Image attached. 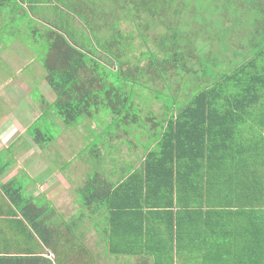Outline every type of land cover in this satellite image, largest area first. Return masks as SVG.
<instances>
[{
    "label": "trees",
    "instance_id": "16d2710c",
    "mask_svg": "<svg viewBox=\"0 0 264 264\" xmlns=\"http://www.w3.org/2000/svg\"><path fill=\"white\" fill-rule=\"evenodd\" d=\"M216 1L220 5H214L215 0H54L55 8L61 6L77 25L89 31L92 46L87 48L80 38L70 44L66 32L60 31L58 22H54L51 39L48 33L47 46L39 55L40 59L45 58L46 80L56 94V100L47 104V108L70 126L83 116L93 120L100 106L105 105L111 110L114 126L125 119L124 125L132 122L141 131L149 132L152 141L139 171L123 175L116 183L91 179L81 193L84 206L98 204L96 209L105 211L108 251L115 219L127 222L131 229L137 219L145 221L148 217L143 208L147 206V194L153 191V184L164 181L168 184V194H172L168 205L172 210L166 213L170 217L168 232L171 238L163 246L160 257L164 264L173 262L172 253L179 252V244L183 242L180 237L184 232L192 237L194 231L190 232V228L198 224H203L206 235L200 248L202 251L207 247H221V233L228 232L232 237L228 257L220 264H264V17L256 28H241L234 18L245 5L250 7L255 1L258 5L264 0ZM112 3L118 4L116 9H111L120 10L119 16L107 8ZM191 3L196 11L191 20L198 28L187 32L184 26L173 25L169 17L182 15L188 9L191 11ZM211 7L213 11L209 12ZM106 12L112 20L101 23ZM257 19L256 24H259L260 18ZM122 20L136 24L139 32L153 30L154 25L163 28L164 32L153 45L159 51H176L161 60L157 52L149 51L150 65H155L160 73L165 66H174L179 73H184L185 81L191 78L193 86L202 85L190 98L185 94L187 97L184 98L188 100L178 111L165 108V122L149 126L134 114L132 97L135 87L140 84L137 81L140 69L136 67L138 72L134 80L130 69H123L129 62L127 49L132 46L119 30ZM221 25L225 33L232 27L234 38L241 37L244 42H238L236 47L222 46L223 52L234 53L232 58L237 63L228 64L224 74L208 82L209 64L197 53L204 46L215 47L213 40L204 36L218 30L216 34L222 40ZM102 29L108 34H101ZM225 39L227 34L222 41ZM188 52L197 55V71L187 66L186 62L192 58V55L185 56ZM96 53L102 54L108 65L95 58ZM206 53L212 55L214 51L207 50ZM123 83L131 86L126 89ZM159 93L152 91L154 98L164 104ZM176 101L172 100L171 105ZM47 113L48 109L42 111L39 121H43ZM248 120L257 124L254 128H246L247 132L250 129L253 133L243 138ZM46 138H51L48 132L36 133L34 141L41 144ZM89 145L95 147L94 142ZM4 171L0 167V175ZM233 182L237 183L236 189H230ZM133 195H138L140 202L125 204L128 196ZM54 213L55 209L49 204H37L26 197L22 186L14 180L0 187V264H94V258L85 246H80L72 227L66 225L67 234H61L60 225L51 221ZM192 218L193 225L189 224ZM142 227L139 225L141 232ZM47 250L54 259L44 256ZM199 258L204 264H215V259H219L205 253ZM154 259L156 261V257Z\"/></svg>",
    "mask_w": 264,
    "mask_h": 264
},
{
    "label": "crops",
    "instance_id": "0c3cea01",
    "mask_svg": "<svg viewBox=\"0 0 264 264\" xmlns=\"http://www.w3.org/2000/svg\"><path fill=\"white\" fill-rule=\"evenodd\" d=\"M51 1L4 0V3L10 8V12H8L10 15H18L19 12H16V10H20V20L23 19V7L28 9V15L22 22V30L29 32L34 39L38 40L39 45L43 40L47 42L48 33L51 39L50 32L55 30L54 22L56 21L53 11L55 5ZM4 14L6 16L5 8L0 4V167L5 169L0 175V187H3L10 180H14L22 186L26 197H33L37 204L52 206L55 213L51 221L60 225L62 235L67 234L68 228L66 225L70 226V224L74 232H76V229L81 230V232L88 231L90 237L93 238L92 241L94 240L95 249L101 248L104 256L103 264H164L160 257L163 255V246L171 238L168 232L170 217L166 213L172 210L171 207H168L172 201V194H168V184L166 182L159 181L153 184V191L148 192L147 206L143 208L148 217L145 221L141 222L137 219L138 221L132 223L133 229H131L127 222H123L118 218L115 219L116 226L112 231V245L109 251L105 211H98L96 209L99 206L98 204L90 207L84 206L81 199L85 184L92 181L91 179L97 178L99 182L116 183L123 175L128 176L135 171H139L145 155L149 151V145L145 147L146 145L135 144L132 140L127 139L126 147L128 151L121 152L119 149L121 144L119 143H116L115 146L110 144L109 148H112L113 151L106 157V144H98L97 146L95 144L93 150L89 151V144L93 140L85 144L80 151L73 150L68 143L70 138L64 135L63 132L61 133L62 130L55 134L48 132L51 135V138H49L51 141L46 138L45 141L43 140L44 144L43 141L38 144L33 138L29 137L28 135L33 127L39 129H36V133L39 135V133H42L41 131H46L50 126H53L47 119L39 121L40 117L32 118L34 107L26 104L28 102L25 98L27 95L36 98V92L40 90L36 85L38 79L46 80L47 76L45 75L43 62L39 60V55H42L41 52L44 49H38L37 54L32 46L23 42L24 39L18 35L21 30L16 28V24L20 22L17 18H13V21L9 23L12 27L10 33V29H7L6 26L8 22L3 20ZM229 33L225 34L228 36ZM229 40L232 42L226 44V46L236 47L231 37ZM19 94L25 97L21 98L18 96ZM20 108L22 109L20 110ZM93 124L98 130L93 127ZM107 124L110 127L114 126L111 120ZM132 124V122L127 123L126 127H132ZM256 124L248 120L244 126L242 137L249 136L246 128H250V126L254 128ZM99 127L101 128V125L99 126L97 122L92 121L89 128L85 129L86 133L84 135L105 134ZM112 128L113 131H116L110 133L111 137L121 136L124 133L128 134L126 131L121 130L117 124ZM147 128L149 129V126ZM131 129L133 135L142 137V141L149 137V132ZM132 131L130 130L131 134ZM189 180L191 181V178ZM191 183L189 184L190 188ZM194 183L196 184V180H194ZM236 185L237 183L233 182L230 189H236ZM71 189L77 194L74 202L77 205L79 204L80 207L86 208V210H81L76 216L65 221L63 217L59 216L62 215L59 209L68 204ZM131 197L132 199H130ZM179 198L182 202V194L179 195ZM139 202L138 195H133L128 196L125 204L137 205ZM65 203V206H60ZM156 204H158V207H155ZM130 211L134 212L135 210H128V212ZM189 224H194L193 218L190 219ZM139 225L143 226L142 232L139 231ZM203 230V224H198L190 228V232L194 231L192 237L184 232V236L180 237L183 238V242L179 244V252L173 251V262L169 264H204L199 258V255L203 253L208 257H218L219 259H215V264H220L223 259L228 257V251L231 248L229 243L232 238L228 232H224L225 235L221 233L220 240L223 243L221 247L219 245L218 247H207L202 251L200 248L206 236L203 234ZM78 238L85 239V235L79 234ZM214 238H216V235H214ZM88 251L90 252L89 249ZM154 257H156V261ZM94 263L96 264V259ZM207 264H211V262H207Z\"/></svg>",
    "mask_w": 264,
    "mask_h": 264
},
{
    "label": "rangeland",
    "instance_id": "374dc122",
    "mask_svg": "<svg viewBox=\"0 0 264 264\" xmlns=\"http://www.w3.org/2000/svg\"><path fill=\"white\" fill-rule=\"evenodd\" d=\"M54 1H51V3ZM208 2V1H207ZM0 4L3 5V7L5 8L6 11V16L4 14L3 20L6 23L7 29H10V33H11V24H9L10 22L13 21V18H17V20H19L20 22H18L16 24V28L20 29L21 32L20 34H18L20 36V38H23V42L28 43L30 46H32L34 48V52H37L38 54V49L42 50L43 48H45L47 46V42L44 40L38 45L36 39L33 38V36L27 32V31H23L22 30V22L23 19L28 15V9L23 7V19L20 20V10H16V12H19L18 15H10V8L7 7L6 3H4V0H0ZM56 3L54 2V5ZM214 5H220L216 0L214 2ZM191 7V11L190 9H188L186 11V13H182V15H178V16H171L169 17V21H171L173 23V25H179L178 27H185V30H187V32H191L192 29H197L198 26L196 25L195 22H193L192 19V14L195 11L193 8V3L190 4ZM56 6H54V14H55V21L58 22L57 25L60 28V31H62L63 33L66 32V39L68 40V42L70 44H74L76 42L75 39L80 38V40L82 42H85L87 44V48H91V36L89 31L84 28V26L82 25H77V22H75V20H73V18L71 17V14L66 13V11L64 9L61 8V6H57V8H55ZM115 7V9L118 7V4H109V6L107 7L108 9H111ZM218 7V6H217ZM105 8V9H107ZM113 10V9H111ZM217 10V8H216ZM116 12V15L119 16L121 14L120 10H113ZM213 8L211 7V11L212 12ZM196 12V11H195ZM242 12V13H241ZM107 13V12H106ZM241 13V17L237 18L238 14ZM229 14V11H228ZM238 14H236L235 21H237V26H240L241 28L245 27V26H249V27H253L256 28L258 26H260L262 24V17H264V2L261 4L257 5V1L252 2V6L248 7L247 5H245V8H243L242 10L238 11ZM48 15V12H47ZM211 15V14H210ZM233 16V15H231ZM257 18L259 19V24H256L257 22ZM262 18V19H261ZM229 18H227L228 20ZM110 20H112V17L110 16V14L107 13V16L105 17L104 20L100 21L101 23L103 22H109ZM77 21V20H76ZM222 21V20H221ZM234 21V23H235ZM240 21L242 23H240ZM55 22V23H56ZM143 22H146L143 20ZM228 22V21H227ZM63 23L64 25L62 26L61 24ZM228 26V23L227 25ZM140 29H142V26H139ZM154 29L150 30V31H145L142 30L141 32L138 31V27L136 26V24H133L130 21H120L119 23V30L120 32L126 36V39L128 41V43L131 44L132 49H127V57L129 59V62L127 65H125L123 67L124 70L126 69H130V75L132 77V80L135 79V73L138 72L136 67H139V79H137V81L140 82V84L135 87L134 89V93L135 96H133V103H134V107L136 109V111L134 112L135 115L138 116V120H142L145 121L149 124V126H151L152 124L155 123H160L163 122L166 118V114H165V108L167 107H172L174 108L175 111H178L180 108H182L188 98H190L191 96L194 95V93H196L197 91H199L202 88V85H196L193 86V83L191 78L187 81H185V77H184V73H179L178 69L174 66H165L164 71H162V73H160L157 69V67L155 65H150V59L148 57V52L152 51V52H157L158 56H159V60H161L163 57L165 56H170L171 53H175L173 50L172 52L169 50H161L159 51L157 49V47L155 45H153L154 41L156 39H158V36L160 33L164 32L163 28H160L158 25H154L152 26ZM218 24H215V28L217 29ZM222 27V25H221ZM65 28V30H64ZM250 29V28H249ZM59 31V32H60ZM228 32H230L227 36V39H225V41H222L225 38V32L224 29L222 27V33H221V38L216 34L218 33V30H216L215 32L204 36L205 39H210L213 40V43L215 44L214 46H211L209 48H207V46L202 47V50H200L197 55L202 57H205V62L207 64H209L208 70H210V73L207 74V79L206 81L210 82V80H213L215 78H217L219 75L224 74L227 70L225 69L227 67L228 64L232 65L233 63L236 64L237 61L235 62L234 59L232 58V53L231 52H223V45H226L227 43L231 44L232 41L229 42V39L231 37L232 40H234L235 44H238V42L242 43L244 42V40L239 37V38H234L233 34V28H229ZM238 33V30L236 31ZM101 34H105L107 35L108 32L106 30H101L100 32ZM202 34H205L202 33ZM242 35H244V33H241ZM76 35V38H75ZM169 35V34H168ZM156 37V38H155ZM203 37V38H204ZM146 41H144V39ZM39 39V38H38ZM157 41V40H156ZM177 45L179 47H183L182 43L177 42ZM201 45V44H200ZM197 45V46H200ZM220 46V48H217V46ZM150 49V50H149ZM237 48H234V50H236ZM207 50H213L214 53L211 55L209 53H206ZM222 52V54H221ZM36 54V55H37ZM142 54H145L143 57ZM186 55H192L190 52L185 53ZM197 55L194 54V56L192 55V58H189V61H187V66H191V69L193 71H197L199 68V61L197 59ZM234 55V53H233ZM235 57V56H234ZM95 58L100 59L101 62L106 61V59H104L102 57V54L100 53H96L95 54ZM42 62H44L45 58L41 57ZM39 60H37L39 62ZM99 61V62H100ZM185 63V66H186ZM108 65V63H105ZM112 64V63H111ZM138 65V66H137ZM3 66V65H2ZM1 66V67H2ZM113 70H115L116 68L113 67ZM38 72L40 70H37ZM39 74V73H38ZM45 75L47 76V73H45ZM28 76V75H27ZM47 78V77H46ZM39 81L36 83V85L38 86V88L40 90H38L36 92V98L32 97L30 95H27V97L23 96L26 98V104H30L32 105V107H34V113L32 114V118H38L41 117L42 115V111L48 109V113L46 114V117L43 118V120L47 119L49 121V123L53 126H50L46 131L51 133V134H55L56 132H59L60 130L61 133L63 132L64 135H67L68 138H70V140H68V143L70 144L71 148L73 150L76 151H80L81 148L89 143L90 141L93 140V142L96 144V146L98 144H106L107 145V149H106V157H108L107 155L113 151L112 148H109V145L111 144V146H115L116 143L121 144L120 146V151L124 152V151H128L127 147H126V140L130 139L132 140L135 144H143L146 145L145 147H147L152 141L150 137L147 136H143V137H147L145 140L142 141V137H138L137 135H133V131L131 128L137 129L138 131H140L141 129L136 128V126H133L134 124H132V127H126V125H124L125 119H121V121L117 122L116 124L119 125L120 129L123 131H126L128 134L126 135L125 133L123 135H119L117 137H111L110 133H113V128L108 127L107 123L112 120V114H111V110L110 108H107L105 105H101L98 112L95 114V116L93 117L95 120V122H97L99 124V126L101 125V128L103 130V132L105 134L103 135H92L91 136H85L84 133H86L85 129H88L89 126L91 125V122L93 121L92 119L86 118V116L81 117L78 122H76L73 126H65V124L63 123V119L59 118L52 109H50L49 107L47 108V104L50 105L52 104L55 100H56V94L55 92L51 89L49 83L47 82V80L44 79H38ZM136 81V82H137ZM124 87L126 89H129V87L131 86L130 83H123ZM31 88V87H30ZM32 89V88H31ZM149 89H152V91H158L160 92L159 94H162L161 99L164 100V104L162 101L157 100L154 98V96L152 95V91H149ZM52 90V91H51ZM162 92V93H161ZM189 92V93H188ZM33 94H35L33 92ZM185 94H189L187 96H189L188 98H184L187 97L185 96ZM18 96L22 97V94H19ZM178 97V101H176ZM175 100L176 103L174 105H171V101ZM53 101V102H52ZM46 104V107H45ZM45 107V108H44ZM24 109H26L23 106ZM22 108H20L21 110ZM115 118V117H114ZM133 120V119H130ZM137 124V123H135ZM141 124V123H140ZM93 127H96L95 124H93ZM97 128V127H96ZM36 129L38 128H33V130H31V134L29 133V137L35 139L36 137ZM39 130V129H38ZM98 130V128H97ZM130 130L132 131V134L130 133ZM46 131H43L42 133L45 134ZM248 133H253L252 130L248 129ZM130 137V138H129ZM85 138V141H84ZM114 138V139H113ZM123 145V146H122ZM75 148V149H74ZM90 148V147H89ZM94 147H91L89 151H92ZM117 152V151H116ZM73 155V153H72ZM71 155V157H72ZM124 159V158H123ZM107 162V160L105 161V163ZM104 165V163H103ZM72 191L70 192V200L68 202V204L66 205V203L64 205H60V206H65L63 208H60L59 210L61 211L62 215H59L60 217H63V219L65 221H68L70 218L76 216L78 214V212H80L81 210H86V208H82L80 207V205L76 204L74 202V198L76 197V193L74 192L73 189H71ZM33 198V197H32ZM33 202L37 203L34 198H33ZM70 228H71V224H70ZM101 232V231H100ZM99 232V233H100ZM81 235H85V239H79V234ZM74 236L78 239V241L81 243L80 246H86L90 252H91V256L94 258V261L96 259V264H103V255L101 252V248H96L94 247V240L92 241L93 238L90 237L89 232L85 231V232H81V230H77L76 232H74ZM68 240V239H67ZM66 240V241H67ZM60 246V245H59ZM58 246V247H59ZM49 254V255H48ZM53 254L50 251H45L44 256L50 258V259H54ZM79 264V263H77ZM95 264V263H94Z\"/></svg>",
    "mask_w": 264,
    "mask_h": 264
},
{
    "label": "water",
    "instance_id": "95a60500",
    "mask_svg": "<svg viewBox=\"0 0 264 264\" xmlns=\"http://www.w3.org/2000/svg\"><path fill=\"white\" fill-rule=\"evenodd\" d=\"M49 255V254H48Z\"/></svg>",
    "mask_w": 264,
    "mask_h": 264
}]
</instances>
